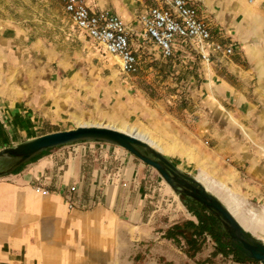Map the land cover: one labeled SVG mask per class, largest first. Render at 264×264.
Here are the masks:
<instances>
[{
    "label": "crops",
    "instance_id": "crops-1",
    "mask_svg": "<svg viewBox=\"0 0 264 264\" xmlns=\"http://www.w3.org/2000/svg\"><path fill=\"white\" fill-rule=\"evenodd\" d=\"M87 3L92 10L118 13L130 25L131 46L140 65L142 52L158 49L162 53L155 43L148 46L141 41H146L141 16L159 0ZM194 4L209 20L215 39L234 50L230 55L212 53L207 62L187 41L175 40V53L197 56L208 68L202 93L210 119L203 117L198 130L215 142L210 151L181 146L195 156L180 155L188 159L187 166L194 162L193 176L221 200L207 185L206 168L199 170V161L230 187L245 188L247 195L264 199V0H194ZM72 27L76 28L73 21ZM5 43L0 42V150L40 135L44 117L53 118L52 109L60 110L58 96L45 88L50 85L42 86L48 104L36 87L26 91L12 81V52ZM57 59L54 55L43 59L49 79L75 74L74 67H50ZM6 62L7 76L3 73ZM7 160L8 164L11 160L0 156V164ZM22 163L18 170L0 175V264H133L135 246L154 236L145 218L144 163L122 146L80 140L44 149ZM181 171L187 173L184 168ZM36 185L49 192L37 191ZM72 186L82 205L71 209L65 194ZM197 211L214 214L203 206Z\"/></svg>",
    "mask_w": 264,
    "mask_h": 264
},
{
    "label": "rangeland",
    "instance_id": "rangeland-1",
    "mask_svg": "<svg viewBox=\"0 0 264 264\" xmlns=\"http://www.w3.org/2000/svg\"><path fill=\"white\" fill-rule=\"evenodd\" d=\"M0 30L3 32L0 42L5 40L12 52V81L26 91L36 87L38 96L45 98L44 103L49 104L50 100L48 94L42 92V86L50 85L45 88L52 89L58 96L55 101L60 110L56 113L52 109L53 118L44 117L38 129L40 133L80 124H103L143 133L155 148L191 176L196 173L195 164L191 162L187 166L188 159L180 152L191 157L195 154L188 153L184 147L194 152L214 150V140L198 130L203 117L210 119V108L202 93L208 68L197 56L182 57L175 53L165 57L158 49L146 51L142 52L140 70L127 73L119 57L72 27L69 14L56 0H0ZM8 38L11 44L6 41ZM141 41L148 46L154 44L148 39ZM51 55L58 59L50 67L58 70L74 67L75 74L69 78L49 79L43 59ZM8 65L6 62V71H2L6 76ZM202 124L208 129L207 122ZM136 158L144 163L145 218L153 227L154 236L138 242L133 264H243L236 263L232 255L214 254L217 246L210 234L202 236V247L194 256L189 254L185 238L180 237L178 244L166 238L165 233L176 222L192 218L198 221V218L189 210L188 197L175 190L155 167ZM7 162H2L0 169ZM199 165V170L206 168L211 176L204 171L211 190L233 208L236 217L259 240L264 241V199L247 195L245 188L239 191L230 187L222 176L208 170L204 162L199 161ZM183 233L190 236L191 231L185 229ZM225 239L231 242L230 235H225Z\"/></svg>",
    "mask_w": 264,
    "mask_h": 264
},
{
    "label": "built area",
    "instance_id": "built-area-1",
    "mask_svg": "<svg viewBox=\"0 0 264 264\" xmlns=\"http://www.w3.org/2000/svg\"><path fill=\"white\" fill-rule=\"evenodd\" d=\"M72 19L76 29L99 43L110 54L119 57L122 69L127 73L140 70V60L131 46L132 28L124 18L110 9L92 10L87 0H56ZM141 16L144 38L158 45L163 56L175 54L174 42L187 41L204 60L211 61L212 53L230 55L233 47L215 39L208 19L198 12L194 0H159ZM43 194L48 189L36 185ZM75 186L65 194L69 208L81 206L73 195ZM261 264H264L263 262Z\"/></svg>",
    "mask_w": 264,
    "mask_h": 264
},
{
    "label": "water",
    "instance_id": "water-1",
    "mask_svg": "<svg viewBox=\"0 0 264 264\" xmlns=\"http://www.w3.org/2000/svg\"><path fill=\"white\" fill-rule=\"evenodd\" d=\"M87 139L118 144L155 167L175 190L191 195L223 221L233 247L238 248L246 256L264 263V241L259 240L198 178L182 172L160 149L148 141L110 125L80 124L74 128L48 132L15 146L6 147L0 150V156H6L11 161L0 170V175L13 171L16 166L44 149Z\"/></svg>",
    "mask_w": 264,
    "mask_h": 264
},
{
    "label": "trees",
    "instance_id": "trees-1",
    "mask_svg": "<svg viewBox=\"0 0 264 264\" xmlns=\"http://www.w3.org/2000/svg\"><path fill=\"white\" fill-rule=\"evenodd\" d=\"M56 130H60V129H51L42 132L41 134H45ZM23 165L24 164L22 163L20 166H17L14 170H18ZM187 205H189L188 206L189 209H191L195 213V215L198 218V221L188 219L182 223L176 222L165 233L166 238L173 239L177 244L180 242V237L185 238L186 243L189 246L188 252L189 254L191 253L190 254L191 256H194L196 252L200 250L202 247V242L204 239L202 238V236L204 234H210L211 236H213L217 246L214 254L221 253L227 256L232 255L235 261L241 263L260 262L259 260L246 256L238 248L233 247L230 244V242L225 239V235H229V233H226L224 225L217 216H214L213 214L209 215L206 213L201 214L200 212L197 211L198 207L196 208L195 206L190 205L189 202H187ZM185 229L191 231L190 236L184 235L183 232Z\"/></svg>",
    "mask_w": 264,
    "mask_h": 264
},
{
    "label": "flooded vegetation",
    "instance_id": "flooded-vegetation-1",
    "mask_svg": "<svg viewBox=\"0 0 264 264\" xmlns=\"http://www.w3.org/2000/svg\"><path fill=\"white\" fill-rule=\"evenodd\" d=\"M147 154H148V152L147 151H145ZM150 155H152V154H150ZM182 188H185V187H182ZM183 195L184 196H186V197H188L190 200H191V202L196 206V207H199L198 209L200 210V208L203 206V207H205V208H207L206 206H204L201 202H199L198 200H196V199H194L191 195H189V194H187V193H183ZM189 202V204L191 205V202L190 201H188ZM214 215V214H213ZM215 216V215H214ZM219 218V217H218ZM220 219V218H219ZM221 220V219H220ZM221 222H222V224H223V221L221 220ZM224 225V224H223ZM226 230V229H225ZM226 233H228V231L226 230ZM227 236V235H226Z\"/></svg>",
    "mask_w": 264,
    "mask_h": 264
},
{
    "label": "bare ground",
    "instance_id": "bare-ground-1",
    "mask_svg": "<svg viewBox=\"0 0 264 264\" xmlns=\"http://www.w3.org/2000/svg\"><path fill=\"white\" fill-rule=\"evenodd\" d=\"M114 128H116V127H114ZM117 129H119V128H117ZM119 130H121V129H119ZM122 131H124V130H122ZM125 132H127V133H130V134H132V135H135V136H137V137H140V138H142V139H144V140H146V141H148L149 140V138L145 135V134H143V133H131V132H128V131H125ZM138 134V135H137ZM150 141V140H149ZM148 141V142H149ZM150 144H151V142H149ZM152 145V144H151Z\"/></svg>",
    "mask_w": 264,
    "mask_h": 264
}]
</instances>
